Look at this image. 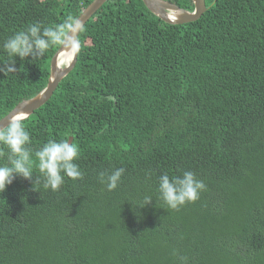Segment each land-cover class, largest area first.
I'll return each mask as SVG.
<instances>
[{"label": "trees", "instance_id": "trees-1", "mask_svg": "<svg viewBox=\"0 0 264 264\" xmlns=\"http://www.w3.org/2000/svg\"><path fill=\"white\" fill-rule=\"evenodd\" d=\"M91 1L0 0V65L17 69L0 72V119L47 85L60 46L21 58L5 41ZM205 5L169 24L142 0H106L85 22L74 67L23 121L33 150L71 137L83 178L45 189L33 154V176L0 192V264H264V0ZM121 167L109 191L99 173ZM183 171L206 189L171 209L159 176Z\"/></svg>", "mask_w": 264, "mask_h": 264}, {"label": "clouds", "instance_id": "clouds-1", "mask_svg": "<svg viewBox=\"0 0 264 264\" xmlns=\"http://www.w3.org/2000/svg\"><path fill=\"white\" fill-rule=\"evenodd\" d=\"M79 28V22L72 16L56 26H43L37 22L30 24L9 37L3 44V48L10 57L18 55L27 57L38 50L43 55L50 46L61 45L70 47L72 52H78L81 44L71 33ZM14 63L0 65V72H13L17 69ZM24 114H15L10 117L6 126L0 127V145L8 149V163L0 165V192H3L17 176L30 179L33 176L34 154L38 164L36 167L44 178L43 187L56 191L64 183L65 176L75 180L82 179L83 173L75 161L79 158V147L69 140L49 139L41 148L33 150L29 132L23 123ZM125 169L117 168L111 174L99 173V180L106 184L109 191L114 190L120 181ZM35 184V183H34ZM206 189L205 183L197 179L195 173L183 171L182 175L169 176L164 173L159 176L158 191L160 198L171 209H178L188 202L199 199L200 193ZM151 200L145 196L143 207ZM181 264H186L187 258L181 257Z\"/></svg>", "mask_w": 264, "mask_h": 264}, {"label": "water", "instance_id": "water-1", "mask_svg": "<svg viewBox=\"0 0 264 264\" xmlns=\"http://www.w3.org/2000/svg\"><path fill=\"white\" fill-rule=\"evenodd\" d=\"M106 0H92L75 18L79 22V28L71 35L77 39V35L85 22L90 16L100 8ZM145 7L158 16L162 21L169 24H182L194 21L207 9L205 0H193L194 9L192 11L181 8L175 3L167 0H142ZM70 47L59 46L58 50L53 54L50 61V80L47 85L33 97L22 100L17 103L5 116L0 119V127L6 126L10 117L15 114H24L25 117L32 114V112L45 103L52 95L54 89L65 75H67L74 67L77 58V52H73L69 62L63 67L58 64L59 55ZM71 137H69V143Z\"/></svg>", "mask_w": 264, "mask_h": 264}, {"label": "bare ground", "instance_id": "bare-ground-1", "mask_svg": "<svg viewBox=\"0 0 264 264\" xmlns=\"http://www.w3.org/2000/svg\"><path fill=\"white\" fill-rule=\"evenodd\" d=\"M72 54L73 52L70 48L62 52L57 59L59 66H61V64H67Z\"/></svg>", "mask_w": 264, "mask_h": 264}, {"label": "rangeland", "instance_id": "rangeland-1", "mask_svg": "<svg viewBox=\"0 0 264 264\" xmlns=\"http://www.w3.org/2000/svg\"><path fill=\"white\" fill-rule=\"evenodd\" d=\"M65 64H61V67H63Z\"/></svg>", "mask_w": 264, "mask_h": 264}]
</instances>
